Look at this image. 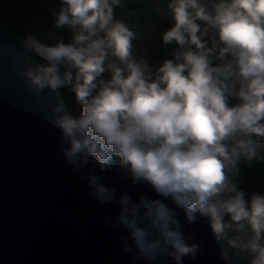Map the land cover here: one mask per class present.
<instances>
[{"label": "clouds", "instance_id": "obj_1", "mask_svg": "<svg viewBox=\"0 0 264 264\" xmlns=\"http://www.w3.org/2000/svg\"><path fill=\"white\" fill-rule=\"evenodd\" d=\"M121 4L60 0L52 25L70 41L24 37L42 61L30 82L73 94L58 151L91 197L118 205L107 222L126 230L123 251L138 261L196 256L183 213L189 224L208 217L215 238L229 233L246 264H264V193L239 182L241 164L264 161V0H167L162 43L175 47L155 68L147 49L134 54L138 33L114 15ZM97 168L160 198L117 194Z\"/></svg>", "mask_w": 264, "mask_h": 264}, {"label": "water", "instance_id": "obj_2", "mask_svg": "<svg viewBox=\"0 0 264 264\" xmlns=\"http://www.w3.org/2000/svg\"><path fill=\"white\" fill-rule=\"evenodd\" d=\"M60 117L42 92L0 72V264H148L123 251L126 230L107 222L118 211L115 201L91 197L87 176L78 177L58 151ZM97 173L117 194L160 198L146 183ZM180 220L200 246L183 264H227L208 217L189 224L181 213Z\"/></svg>", "mask_w": 264, "mask_h": 264}, {"label": "trees", "instance_id": "obj_3", "mask_svg": "<svg viewBox=\"0 0 264 264\" xmlns=\"http://www.w3.org/2000/svg\"><path fill=\"white\" fill-rule=\"evenodd\" d=\"M10 1L14 3V6L9 12H16L20 9L16 5H20L32 15H36L30 22V26L26 27L28 34L31 33L46 43H53L57 39L70 41L71 33L67 29H56L52 25L53 17L50 15V10L56 8L60 0ZM166 4L167 0H122L121 6L114 12L116 18L125 19L138 33L137 39L133 42L136 50L134 54L139 56L142 54L141 49H147V53L143 54L150 57L153 68L161 64L164 59L171 58L175 47V45L162 43V33L171 27V20L165 15ZM23 40L16 28L7 29L4 17L0 14V72L25 88L42 92L59 116L71 114L74 101L70 91L53 90L50 87L38 89L30 82L27 72L37 70L42 61L34 52L24 48ZM240 168L241 187L248 192L264 193V161L254 162L251 167L241 164ZM230 238L229 233L221 238L227 264H246L238 250L229 243Z\"/></svg>", "mask_w": 264, "mask_h": 264}, {"label": "rangeland", "instance_id": "obj_4", "mask_svg": "<svg viewBox=\"0 0 264 264\" xmlns=\"http://www.w3.org/2000/svg\"><path fill=\"white\" fill-rule=\"evenodd\" d=\"M11 2L12 1L10 0H0V14L4 17L7 29L12 27L16 28L19 31L21 38L24 39V37L28 34L26 27L30 26V22L36 15H32L27 9H24L20 5H16L20 8L16 12H9V10L14 6V3ZM38 23L40 22L38 21Z\"/></svg>", "mask_w": 264, "mask_h": 264}, {"label": "bare ground", "instance_id": "obj_5", "mask_svg": "<svg viewBox=\"0 0 264 264\" xmlns=\"http://www.w3.org/2000/svg\"><path fill=\"white\" fill-rule=\"evenodd\" d=\"M224 261L226 262V260L224 259Z\"/></svg>", "mask_w": 264, "mask_h": 264}]
</instances>
